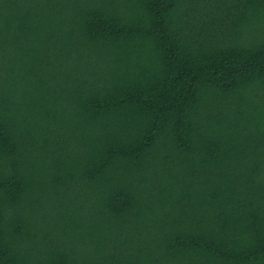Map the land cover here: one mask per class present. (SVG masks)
<instances>
[{"label":"trees","instance_id":"obj_1","mask_svg":"<svg viewBox=\"0 0 264 264\" xmlns=\"http://www.w3.org/2000/svg\"><path fill=\"white\" fill-rule=\"evenodd\" d=\"M0 264H264V0H0Z\"/></svg>","mask_w":264,"mask_h":264}]
</instances>
